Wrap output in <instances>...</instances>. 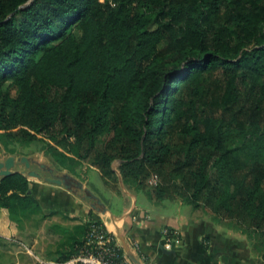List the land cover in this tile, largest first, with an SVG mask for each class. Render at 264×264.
<instances>
[{"label": "trees", "instance_id": "obj_1", "mask_svg": "<svg viewBox=\"0 0 264 264\" xmlns=\"http://www.w3.org/2000/svg\"><path fill=\"white\" fill-rule=\"evenodd\" d=\"M59 145L228 221L264 258V0H0V148L64 162ZM0 208L19 227L46 216L18 170ZM91 222L51 264L95 247Z\"/></svg>", "mask_w": 264, "mask_h": 264}, {"label": "crops", "instance_id": "obj_2", "mask_svg": "<svg viewBox=\"0 0 264 264\" xmlns=\"http://www.w3.org/2000/svg\"><path fill=\"white\" fill-rule=\"evenodd\" d=\"M87 168L101 175L94 165L84 166L85 171ZM71 173L89 186L84 175ZM28 178L31 191L53 223L62 225V220H73L76 230H71V235L80 236L76 224L97 219L110 231H121L145 264H264L249 236L226 220L180 198H150L132 183H125L120 175L114 184L103 179L104 193L94 190L108 207L105 212L91 208L87 200L62 184L43 176ZM169 228L172 235L165 232ZM22 231L23 227L17 226L0 208V264H28L29 259L32 264H43L40 260L57 256L61 246L52 250L35 248L33 240L29 243L22 238ZM36 234L37 241L39 232ZM2 256L8 259L3 260Z\"/></svg>", "mask_w": 264, "mask_h": 264}, {"label": "rangeland", "instance_id": "obj_3", "mask_svg": "<svg viewBox=\"0 0 264 264\" xmlns=\"http://www.w3.org/2000/svg\"><path fill=\"white\" fill-rule=\"evenodd\" d=\"M58 148L59 150H63V152L67 154V157L64 158V162L56 161L44 149L35 150L27 154H33L37 158L49 162L50 164L55 166L57 170L71 171L73 173H76L79 176L84 175L85 178H87V183L89 187L93 191L97 190L103 193L106 191V189L104 188V180L97 170L87 168L85 171L84 166L86 165L88 166L86 162L81 161L71 151L65 150L60 145ZM4 155H5V152L0 148V157H3ZM31 167L36 168L44 175L48 174L47 172L42 171L41 168L37 164H32ZM29 176L37 177L36 175H29ZM62 221H63L62 225H53V222L49 220L46 216L40 218V215L39 217L36 216L30 219H27L25 220L23 224L22 233H25V235L22 234V238L29 243L31 242L30 240H33L34 241L33 243H35V248L42 246L49 250L55 249L57 246H62L63 244H65V241L68 239V237L71 234V230L73 231L76 230L75 227L73 226L75 221L73 220H62ZM58 222L60 223L61 221H58ZM37 232H39V235L37 236L38 238L36 241L34 240V237H36ZM2 259L5 260L8 258L6 256L4 257L2 256ZM32 263L33 261L29 259L28 264H32Z\"/></svg>", "mask_w": 264, "mask_h": 264}, {"label": "water", "instance_id": "obj_4", "mask_svg": "<svg viewBox=\"0 0 264 264\" xmlns=\"http://www.w3.org/2000/svg\"><path fill=\"white\" fill-rule=\"evenodd\" d=\"M32 164H37L42 171L47 172L48 174L44 175L36 168H32ZM16 165H23V167L20 168ZM15 170L24 172L27 175L43 176L52 182L62 184L66 188L72 190L73 192H76L82 198L87 200L91 208L95 210L105 212L108 209L100 196L96 194L89 186H87L81 178L77 177L69 171L57 170L55 166L45 160L37 158L33 154L8 153L3 158H0V176L9 174L10 172ZM115 235L119 244L123 247L125 254L128 256L132 263L145 264L132 249L129 242L126 240L125 235L121 231L117 229Z\"/></svg>", "mask_w": 264, "mask_h": 264}, {"label": "built area", "instance_id": "obj_5", "mask_svg": "<svg viewBox=\"0 0 264 264\" xmlns=\"http://www.w3.org/2000/svg\"><path fill=\"white\" fill-rule=\"evenodd\" d=\"M156 174H152L149 181L156 182ZM103 225V224H102ZM99 223H90V230L88 233V240L86 243H93L95 247L83 246L79 251L71 257L62 261V264H131L130 259L124 253V256L117 258V252L115 247L110 245V241L114 239L112 233H109V229H105ZM168 231L165 229V232ZM115 234V233H114ZM117 240V237H116ZM118 242V240H117ZM43 264H51L56 262L55 260H40Z\"/></svg>", "mask_w": 264, "mask_h": 264}]
</instances>
